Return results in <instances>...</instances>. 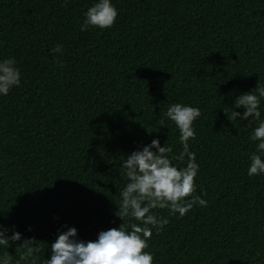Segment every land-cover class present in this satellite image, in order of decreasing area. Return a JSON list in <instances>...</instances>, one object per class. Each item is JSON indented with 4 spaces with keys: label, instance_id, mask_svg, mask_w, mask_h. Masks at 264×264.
Returning a JSON list of instances; mask_svg holds the SVG:
<instances>
[{
    "label": "trees",
    "instance_id": "16d2710c",
    "mask_svg": "<svg viewBox=\"0 0 264 264\" xmlns=\"http://www.w3.org/2000/svg\"><path fill=\"white\" fill-rule=\"evenodd\" d=\"M93 2L0 0V60L21 72L0 96V224L21 240L0 254L15 262L32 239L44 264L62 226L94 240L139 224L116 216L120 164L153 138L170 158L183 150L175 124L160 125L179 102L201 110L191 195L207 206L151 209L168 219L148 240L152 264H264V175L246 174L258 121L227 118L237 95L264 87V0H112L114 24L81 31Z\"/></svg>",
    "mask_w": 264,
    "mask_h": 264
},
{
    "label": "clouds",
    "instance_id": "9594fccd",
    "mask_svg": "<svg viewBox=\"0 0 264 264\" xmlns=\"http://www.w3.org/2000/svg\"><path fill=\"white\" fill-rule=\"evenodd\" d=\"M83 15L81 31L89 26L104 29L114 24L118 11L112 0H94ZM62 47L56 45L51 51L59 53ZM20 84L21 72L16 60L11 57L0 60V96H7L13 87H19ZM261 99H264V87L243 92L232 101L231 116L227 115L231 122L236 118L248 121L249 117L258 121L250 136L257 143L256 150L249 156L246 173L249 177L264 175V118H261L259 108ZM236 108L243 109L242 114L235 111ZM200 115L198 106L179 102L170 104L161 117L160 125L167 126L168 120L175 124L183 150L170 158L171 148L161 146L159 140L153 138L122 160L120 166L126 179L120 190L121 201L116 216L122 221L124 217H130L139 221V224L131 223L126 228L121 223L118 227L100 230L94 240H82L77 235L76 227L62 226L65 230L57 229L56 238L48 244L49 255L44 264H152L153 254L145 250L148 240L153 229L159 232L168 219L154 215L151 209L167 208L169 214L182 217L193 205L207 206L206 200L191 195L195 191L194 181L199 164L195 154L189 150L188 141L195 138L193 122ZM185 157L186 164L179 166ZM173 160L177 163H173ZM20 240L21 233L16 231L15 225L0 224V246L9 248ZM27 240L28 245L23 241L19 244L23 249L19 260L13 262L9 252H4L0 254V264H20V261L37 264L40 249L33 246L32 239Z\"/></svg>",
    "mask_w": 264,
    "mask_h": 264
}]
</instances>
